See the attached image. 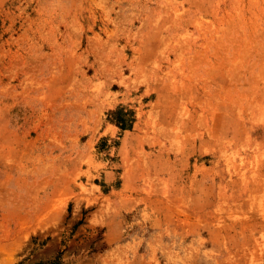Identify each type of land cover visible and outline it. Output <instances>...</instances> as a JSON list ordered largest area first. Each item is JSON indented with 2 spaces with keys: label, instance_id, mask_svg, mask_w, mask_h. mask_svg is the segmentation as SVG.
<instances>
[{
  "label": "rangeland",
  "instance_id": "374dc122",
  "mask_svg": "<svg viewBox=\"0 0 264 264\" xmlns=\"http://www.w3.org/2000/svg\"><path fill=\"white\" fill-rule=\"evenodd\" d=\"M54 259L264 264V0H0V264Z\"/></svg>",
  "mask_w": 264,
  "mask_h": 264
},
{
  "label": "trees",
  "instance_id": "16d2710c",
  "mask_svg": "<svg viewBox=\"0 0 264 264\" xmlns=\"http://www.w3.org/2000/svg\"><path fill=\"white\" fill-rule=\"evenodd\" d=\"M121 123H122L121 124L122 126L125 125L124 122H121ZM32 264H62V263L58 259H54V260H49L45 262L38 261Z\"/></svg>",
  "mask_w": 264,
  "mask_h": 264
}]
</instances>
